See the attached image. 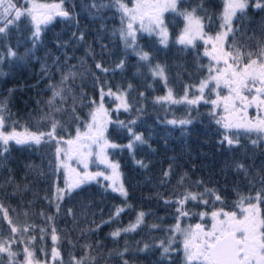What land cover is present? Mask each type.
<instances>
[{
  "label": "trees",
  "instance_id": "obj_1",
  "mask_svg": "<svg viewBox=\"0 0 264 264\" xmlns=\"http://www.w3.org/2000/svg\"><path fill=\"white\" fill-rule=\"evenodd\" d=\"M37 2L48 4L58 0ZM93 3L105 7L95 8ZM199 3L200 0H179L178 12L191 11ZM256 3L264 5V0H248L249 7L239 20L247 30L246 37L258 36L259 29L264 28V7L257 8ZM63 6L71 17H56L43 27L35 47L30 39L31 28L23 19L9 29L7 39H0V53L5 55L0 62V99H7L11 113L5 131L12 130L13 121L16 131L22 132L25 128L36 131V120L42 112L48 111L46 101L52 95L48 85L60 80L61 71L75 66L83 75H78L71 83L75 93L83 92L85 99L77 106L78 120L70 119L67 114H57L56 118L64 125L63 131L57 129L58 136L68 140L75 137L77 128L86 131L89 113L101 102V89L105 93L109 89L117 95L124 93L129 111L118 109L120 101L115 96L105 95L103 104L110 121L105 136L110 143L119 146L107 149L108 160L119 165L127 196L113 192L108 187L110 181L98 178V181L75 190L71 196H65L58 214L55 201L50 203L45 199L54 196L56 186L64 187L63 171L53 174L49 168V161L55 164L54 142L29 147L10 141L8 151L0 158V203L8 208L15 225L33 227L27 232L12 234L8 222L0 220V241L10 243L16 254L9 258L7 253H0V264H23L26 247L33 253V260L45 263L75 264V260H83V264H123L127 260L128 264H185L184 237L169 229L177 223L181 229L194 227L197 223L209 229L211 212L218 210L221 204L215 202L213 195L205 194L208 204L188 200L183 207L189 215L178 219L176 209L179 205L175 201L181 199L182 193L199 195L209 189L229 202L225 210H236L231 206L237 199L233 189L239 186L244 194H249V188L243 173L236 171L235 163L254 165L249 169L250 174H254L264 163V149H253L249 137L242 132L239 144L220 143L224 135L232 136L237 130H226L218 125L216 119L222 116L223 107L215 108V116L210 115L213 106L205 100L216 99V91L227 95L228 90L223 86L210 90L214 88L210 85L205 89L204 99L197 104L162 99L169 90L174 100L181 101L186 93L188 99H196L201 95L198 86L208 75L210 60L203 55V41H195V47H185L176 38L177 29L184 20L178 12L164 14L165 25H168L166 44L154 34L138 31L137 47L133 51L125 48L118 32L113 34L122 27L120 12L113 0H65ZM204 8L211 16L210 25L207 19L204 21L205 32L214 35L219 31L223 0H204ZM197 15L203 16L205 12L198 11ZM234 26H238L237 19H234ZM9 46L23 59L7 57ZM143 52L149 54L147 61L139 58ZM121 60L124 67L117 68ZM97 63L109 71L97 69ZM157 65L164 68V77L153 75L152 69ZM184 119L192 122L179 124ZM132 120L136 123L129 124ZM171 120L177 123H168ZM118 122H124L132 132L141 134L146 143L136 142L132 149L125 147L133 141V136L128 127H121ZM47 128L45 123L41 130ZM138 161L147 167H141ZM33 168L37 170L33 171ZM100 168L104 172L111 171L104 164ZM40 171L43 176L39 175ZM165 172L169 173L167 177ZM251 194L255 195V192ZM166 200L172 203L165 204ZM261 207L264 209V205ZM117 208L124 209L119 216H115ZM68 209L73 210V216L67 215ZM140 212L146 214L143 222L134 231H123L136 223ZM201 213L207 215L201 218ZM48 216L55 219L49 221ZM53 226L60 237L55 244L51 240ZM41 228L46 231L41 233ZM118 229L121 234L114 238L111 233ZM33 236L35 240L31 239ZM173 236L174 251L169 256H162L163 250L158 245L161 241L167 244ZM86 245H92V248ZM145 245L148 249L142 250ZM53 247L59 252L55 260ZM120 252L123 256L118 255ZM91 257L96 259L91 260Z\"/></svg>",
  "mask_w": 264,
  "mask_h": 264
},
{
  "label": "snow or ice",
  "instance_id": "obj_2",
  "mask_svg": "<svg viewBox=\"0 0 264 264\" xmlns=\"http://www.w3.org/2000/svg\"><path fill=\"white\" fill-rule=\"evenodd\" d=\"M65 0H58L55 3H38L37 0H0V39H7V33L10 28L16 27L23 19L31 28V37L33 47L39 41L43 27L50 24L56 17L69 19L71 14L64 8ZM179 0H134L132 7H129L123 0H113V3L120 12L122 27L117 32L123 40L125 48H131L136 51L137 32H146L149 35L155 33L161 39V43L167 42V28L165 27L164 13L178 12ZM92 7L102 8L103 4L93 3ZM249 7L248 0H223V9L219 16V31L214 35H209L205 32V19L211 24V16H208L204 8V0H200L197 7L191 11H179L178 14L183 17L185 28L180 35L178 42L185 47H195L196 40H202L205 45L203 55L210 60L207 66V77L202 80L198 86L200 96L196 99H188L187 93L181 101L172 98V92L169 90L168 95L162 99L170 100L172 103H181L187 101L188 104H197L204 99L205 89L210 85L214 88L210 90H218L221 86L228 90V95L221 96L219 91H216V99L205 100V103H211L213 112L210 115L215 116V108L223 105V111L226 115L216 119V123L221 125L226 130L236 129L237 132L232 136L224 135L223 140L229 146L239 144L240 133L247 135L251 141L253 149H264V28L259 29V35L247 36L246 29L239 20H242L245 10ZM255 7L261 8L264 5L256 3ZM198 11L205 12V15H197ZM238 14L240 16L238 17ZM234 19L238 20V26H234ZM126 21V23H125ZM138 24V27L136 25ZM75 35V34H74ZM246 37V38H245ZM83 39V35L80 36ZM230 41V42H229ZM31 51V49H29ZM7 57L23 59L18 57L14 49L9 46L6 50ZM5 55L0 53V62H3ZM142 61L149 59V54L143 52L139 54ZM57 61H54L56 63ZM214 62V63H212ZM83 62H81V67ZM95 67L103 72H108V68H104L100 63ZM117 68L124 67V61L121 60ZM47 71V66H45ZM153 75L164 77V68L157 65L152 69ZM2 75V73H0ZM82 76L83 73L78 72L75 66L67 68V71H61L60 80L56 83H50L48 88L52 95L46 101L47 112H42L36 120L37 130L30 131L25 128L22 132L16 131L13 121L11 131H5L7 120L11 119V113L8 108L7 99H0V158L3 153L8 151L10 141L17 145H32L55 144V164L49 161V168L53 174L63 171L64 187L56 186L55 193L52 198L45 197L51 203L55 201L56 212L61 211V202L65 196L80 189L83 185L93 181H98L99 177L110 181L108 187H111L113 192H119L122 196H127V190L124 188L123 182L120 179L119 165L112 163L107 158V149L119 147L116 144L110 143L105 136L108 119V112L104 108L103 99L105 95L115 96V99L120 101L119 108L124 111H129L130 106L126 100L124 93L117 95L111 89L107 93L101 89V102L94 111L89 113L90 122L85 125L86 131L81 132L79 128L76 130V135L73 139L64 140L62 136H58L57 129L64 130V125L56 118L57 114H67L70 119L78 120L76 109L78 105L83 104L85 99L83 92L77 95L74 91L71 82H74L77 76ZM143 95V94H141ZM71 100V104L68 101ZM94 103V102H93ZM255 106L257 116L254 119L249 118L248 109ZM117 109V110H118ZM191 119L180 120L179 124H190ZM47 123V130H41ZM121 127H128L129 132L133 136L127 147L132 149L136 142L141 144L146 143L141 134L132 132L131 127L125 125L124 122H118ZM132 120L129 124H135ZM170 124H176V120L168 121ZM254 135V138H253ZM63 145H66L63 146ZM93 146L96 147V159L99 163L104 164L111 169L110 175H105L104 172L88 171L89 160L93 156ZM264 154V153H262ZM75 160L78 165H82V171L78 170L69 163ZM141 167H147L143 162L138 161ZM231 166V165H229ZM254 165L246 166L243 163L236 162L235 169L238 173H243L244 179L247 181L249 194H244L239 186L233 189L236 194V201L232 202V208L236 210H225L229 202L216 194L215 191L205 189L203 194H194L185 192L181 194V199L175 201L179 205L176 209L179 217L188 216L189 213L184 210V204L188 200H200L204 204H208V200L204 199V195H213L215 202H219L221 207L218 210L211 212L212 224L209 229H206L202 224L197 223L194 227L181 229L177 223L174 228L169 229L173 233H181L183 235V254L185 264H264V163L259 166V170L254 174H250L249 169ZM36 171V168L32 169ZM43 176L42 171L39 172ZM168 172L164 173L167 177ZM183 178H181V183ZM27 187V186H25ZM255 195H252V192ZM16 193L14 192L13 195ZM172 203L166 200L165 204ZM123 208H117L115 216H119ZM12 211H15L13 209ZM0 220H6L9 225V231L16 234L20 231L27 232L32 225L18 226L15 225L9 217V210L0 203ZM28 215L27 212L24 213ZM40 215H43L41 213ZM67 215L73 216V210L68 209ZM146 214L140 212L137 216L135 224L130 225L123 231H134ZM201 218L207 213H201ZM52 221L53 216L46 217ZM153 227H156L153 225ZM41 233L46 229L41 228ZM82 232L85 230H81ZM121 231L118 229L111 233L115 237H119ZM43 238V237H41ZM35 240L33 236L31 238ZM60 237L57 235L55 226L51 228V240L55 244ZM175 242V236L171 237L167 244L161 241L158 245L162 248V256H169L174 249L172 244ZM87 248H92V245H86ZM148 245L144 246L147 250ZM127 251V248L124 249ZM0 253H7L9 258L16 254L12 252L10 243L0 241ZM26 264H32L30 259L33 255L26 247ZM111 255V253L109 254ZM123 256V252L118 253ZM52 256L55 260L59 256L56 247L52 248ZM75 260V258H73ZM95 260V257H91ZM75 264H83V260H75ZM123 264H128L124 260Z\"/></svg>",
  "mask_w": 264,
  "mask_h": 264
},
{
  "label": "rangeland",
  "instance_id": "obj_3",
  "mask_svg": "<svg viewBox=\"0 0 264 264\" xmlns=\"http://www.w3.org/2000/svg\"><path fill=\"white\" fill-rule=\"evenodd\" d=\"M133 3H134V0H128V2H127V4H128V6L129 7H132V5H133ZM170 12V11H169ZM169 12H166V13H169ZM165 14V13H164ZM164 19H165V17H164ZM185 21L183 20V22L181 23V25H179V28L177 29V35H176V38H177V40H179V37H180V35L183 33V30H184V28H185ZM136 27H138V24L136 25ZM165 27L167 28L168 27V25H165ZM154 35H156L159 39H161L157 34H155V33H153ZM197 41V40H196ZM209 59V58H208ZM212 63H214V62H212ZM228 95V94H227ZM221 96H226V94H223V95H221ZM221 106L223 107V105L221 104ZM223 115H226V113H224V111H223V113H222V116ZM248 116H249V118H251V119H254L256 116H257V110H256V108H255V106H253L252 108H249L248 109ZM63 146H65L66 147V145H63ZM97 151V149H96V147L95 146H93V156L90 158V160H89V167H88V171H90V172H97V171H101V172H104L101 168H100V166H102L101 165V163H99L98 161H97V159H96V156H95V152ZM107 158H108V155H107ZM71 165H72V167H75V168H77L78 170H81L82 171V165H78L77 163H76V161L75 160H72V161H70L69 162ZM93 166H95V167H97V168H94ZM111 172V171H110ZM110 172H104L105 173V175H109L110 174ZM99 179L100 180H104L103 179V177H99ZM63 181H64V177H63ZM63 184H64V182H63ZM26 259H27V257H26V254H25V259H24V261H23V264H26ZM31 260H32V264H43L44 262H42V261H37V260H33L32 258H30ZM45 264V263H44Z\"/></svg>",
  "mask_w": 264,
  "mask_h": 264
},
{
  "label": "flooded vegetation",
  "instance_id": "obj_4",
  "mask_svg": "<svg viewBox=\"0 0 264 264\" xmlns=\"http://www.w3.org/2000/svg\"><path fill=\"white\" fill-rule=\"evenodd\" d=\"M45 263V262H44ZM43 263V264H44ZM45 264H64V263H54V262H48V263H45Z\"/></svg>",
  "mask_w": 264,
  "mask_h": 264
}]
</instances>
